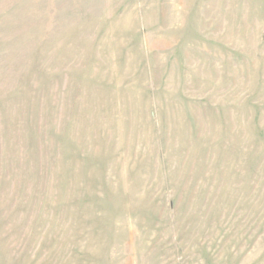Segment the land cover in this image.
I'll list each match as a JSON object with an SVG mask.
<instances>
[{
  "label": "rangeland",
  "instance_id": "1",
  "mask_svg": "<svg viewBox=\"0 0 264 264\" xmlns=\"http://www.w3.org/2000/svg\"><path fill=\"white\" fill-rule=\"evenodd\" d=\"M0 264H264V0H0Z\"/></svg>",
  "mask_w": 264,
  "mask_h": 264
}]
</instances>
